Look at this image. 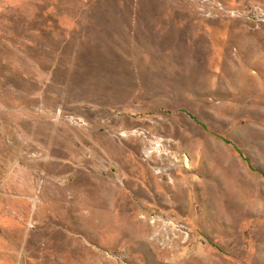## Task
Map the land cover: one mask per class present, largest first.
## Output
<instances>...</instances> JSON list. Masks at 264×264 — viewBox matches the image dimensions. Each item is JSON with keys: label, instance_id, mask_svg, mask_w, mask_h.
<instances>
[{"label": "rangeland", "instance_id": "1", "mask_svg": "<svg viewBox=\"0 0 264 264\" xmlns=\"http://www.w3.org/2000/svg\"><path fill=\"white\" fill-rule=\"evenodd\" d=\"M0 264H264V0H0Z\"/></svg>", "mask_w": 264, "mask_h": 264}, {"label": "built area", "instance_id": "2", "mask_svg": "<svg viewBox=\"0 0 264 264\" xmlns=\"http://www.w3.org/2000/svg\"><path fill=\"white\" fill-rule=\"evenodd\" d=\"M220 8H222L221 5H219V7H217V10L220 9ZM215 9H216V8H215ZM217 10H216V11H217ZM229 13H230V14H234L235 12H234L233 10H229Z\"/></svg>", "mask_w": 264, "mask_h": 264}]
</instances>
